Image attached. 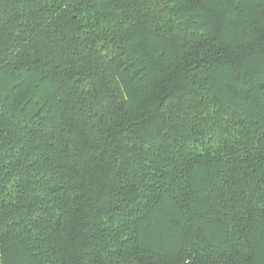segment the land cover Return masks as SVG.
I'll list each match as a JSON object with an SVG mask.
<instances>
[{"label":"trees","instance_id":"16d2710c","mask_svg":"<svg viewBox=\"0 0 264 264\" xmlns=\"http://www.w3.org/2000/svg\"><path fill=\"white\" fill-rule=\"evenodd\" d=\"M0 264H264V0H0Z\"/></svg>","mask_w":264,"mask_h":264}]
</instances>
